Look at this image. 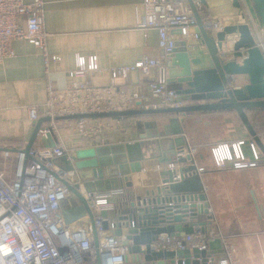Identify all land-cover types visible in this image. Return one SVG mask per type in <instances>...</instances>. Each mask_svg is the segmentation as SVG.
<instances>
[{"label": "crops", "instance_id": "0c3cea01", "mask_svg": "<svg viewBox=\"0 0 264 264\" xmlns=\"http://www.w3.org/2000/svg\"><path fill=\"white\" fill-rule=\"evenodd\" d=\"M44 1V26L49 33L48 50L60 57L50 67V77L56 88L62 89L73 81L76 54L94 55L101 71L87 74L92 85L115 83L126 86L146 96L141 106L135 108L161 107L159 100L146 91L147 81L156 75L154 69L149 74L133 72L127 78L114 81L109 72L110 68L134 63L144 54L154 58H160L162 54L157 45L156 30L143 31L137 26L143 15V0ZM192 1L202 18L227 19L238 12V8L233 5L234 0ZM238 1L240 10L243 6L255 14L250 0ZM12 48L14 55L0 64V171L7 181L13 180L17 164L16 152L25 148L36 123L30 119L28 107L37 106L40 118L44 116L43 105L46 100V76L40 51L26 40H14ZM171 81L170 78V87L176 89ZM189 103L186 100L182 102L183 105ZM246 114L256 130L251 121L252 112L246 110ZM144 121H155L159 132L165 126L168 132L181 129L187 145L197 148L195 163L197 167L203 168L200 175L209 214L212 216L210 220L206 215L198 216V221L206 222L205 230L214 229L221 233L231 246L236 264H264V155L261 154L259 162L253 167L234 168L229 164L217 168L210 153V148L219 142L254 140L235 111L199 112L186 116L155 114L120 119L103 118L101 126L89 136L80 137L69 129L60 133L59 137L53 135L56 144L60 141L73 148L95 143H127L138 139L139 129L155 131L154 126L146 128ZM262 133L264 131L256 132L257 135ZM44 140L38 135L33 146L43 145ZM46 142L49 143L48 140ZM243 150L251 159L247 145L243 146ZM5 151H9L8 156H5ZM140 164L141 171L129 174L131 185L118 178L113 179L107 188H123V195L115 200L117 206L119 204L126 208L136 197L160 184L159 172L163 164L154 158L144 159ZM69 197L65 203H68ZM108 214L110 218H115L116 209ZM184 221L187 222L188 218ZM210 243L206 249L209 259L223 256V244L221 247L215 240ZM131 262L128 259V263Z\"/></svg>", "mask_w": 264, "mask_h": 264}, {"label": "built area", "instance_id": "2783aa9c", "mask_svg": "<svg viewBox=\"0 0 264 264\" xmlns=\"http://www.w3.org/2000/svg\"><path fill=\"white\" fill-rule=\"evenodd\" d=\"M142 4L143 15L137 26L143 31L156 30L157 45L162 54L160 58L144 54L132 64L110 68L111 78L113 81L127 78L133 72L149 74L154 69L155 77L146 83L147 93L157 98L161 107H178L183 105V101L179 100V95L169 85L168 55L178 37H196L193 9L188 0H143ZM241 8L250 24L256 45L264 55V28L255 14L243 6ZM44 14V0H0V64L14 55V40H26L42 56L46 76V100L43 108L44 116H49L50 122L47 123L48 128L42 127L39 130L38 135L45 136L51 131L59 137L58 126L64 122L70 131L86 137L101 126L103 118L58 121L55 117L127 110L143 101L145 94L126 86L115 83L92 85L87 74L101 71L94 55L76 54L73 81L62 89L56 88L50 77V67L60 57L48 50L49 33L44 26ZM224 20L221 17H203L205 27L212 32L220 30ZM28 114L33 121L39 119L37 106H29ZM90 120L97 123H91ZM258 137L264 146V133ZM244 145L250 149L251 159L245 155ZM73 151V147H67L60 141L52 147L32 146L27 153L23 149L16 152L17 164L12 181H7L0 171V264H96L97 260L100 264H124L127 248L112 231L116 223L109 216L104 218L101 215L102 211L111 212L117 208L115 200L123 195V188L84 192L92 219L85 216L70 224L64 221L63 204L71 192L63 180L72 184L76 179L70 178L56 167L51 157L65 153L72 155ZM185 152L195 156L197 148L189 146ZM210 153L217 168L229 164L234 168L253 167L262 154L254 140L244 139L230 143L219 142L210 148ZM4 154L8 156L9 151ZM168 167H173V164H163L160 169ZM198 170L202 171L203 168L198 167ZM105 220L108 227L104 226ZM91 223L97 232V246L94 244ZM215 238L221 240L224 254L217 259H208L207 264H236L231 246L221 233L214 229L202 231L201 226H195L190 234L161 233L150 243V247L155 251L192 248L203 250Z\"/></svg>", "mask_w": 264, "mask_h": 264}, {"label": "water", "instance_id": "95a60500", "mask_svg": "<svg viewBox=\"0 0 264 264\" xmlns=\"http://www.w3.org/2000/svg\"><path fill=\"white\" fill-rule=\"evenodd\" d=\"M188 2L196 19V37L176 40L168 55V75L176 87L179 100L189 101V104L178 107L138 108L142 104L139 101L137 108L62 115L55 117V120L120 119L155 114L186 116L191 113L233 110L264 155V146L246 114V110L251 108L264 107V55L256 45L246 15L240 10L239 1L234 0L233 5L238 8L237 14L229 16L220 30L212 32L205 27L193 1ZM251 3L260 25L264 28V0H251ZM172 119L174 118H170ZM49 122V116H42L36 121L23 149L25 153L33 146L39 130L42 127L48 128ZM143 125L146 128L154 126L155 131L139 129L138 139L133 142L76 146L72 155L65 153L51 157L56 167L70 178L76 179L72 184L63 180L71 192L68 203L63 204L64 221L70 224L85 216L92 219L84 192L104 191L113 179L118 178L131 185L129 174L141 171L140 161L154 158L161 164L171 163L173 167L160 170L161 182L158 186L136 197L126 208L117 206L116 216L112 217L116 223L112 231L127 248L124 264H207L210 255L206 249L155 251L150 247V243L161 233L190 234L195 226H201L202 231H205L206 222L198 221V216L206 215L208 220L212 216L209 214L195 158L185 152L189 146L182 130L168 132L165 126L159 132L155 121H144ZM42 138L45 139V142L42 141L44 147L55 146L51 131ZM102 148L106 151L104 158L100 156ZM108 213L102 211L101 215L107 218ZM185 218H188L187 222L184 221ZM104 226L108 227L107 220L104 221ZM91 228L94 244L97 246V232L92 223ZM213 240L218 241L222 247L219 238ZM128 259L132 262L128 263ZM96 264H100V261L97 260Z\"/></svg>", "mask_w": 264, "mask_h": 264}, {"label": "trees", "instance_id": "16d2710c", "mask_svg": "<svg viewBox=\"0 0 264 264\" xmlns=\"http://www.w3.org/2000/svg\"><path fill=\"white\" fill-rule=\"evenodd\" d=\"M252 112L251 121L255 125V132L260 133L264 131V107L260 108H251L249 109ZM174 115V114H168ZM119 205V204H118Z\"/></svg>", "mask_w": 264, "mask_h": 264}, {"label": "rangeland", "instance_id": "374dc122", "mask_svg": "<svg viewBox=\"0 0 264 264\" xmlns=\"http://www.w3.org/2000/svg\"><path fill=\"white\" fill-rule=\"evenodd\" d=\"M250 2H251V0H250ZM254 13H255V12H254ZM255 16H256V15H255ZM256 19H257V21L259 20L257 17H256ZM258 22H259V21H258ZM259 24H260V23H259ZM58 128L60 129V133L68 131V130H67L68 127H67V125H65L64 122H61V123L59 124ZM105 155H106V151H105V149H104V148L100 149V156H101V158H104Z\"/></svg>", "mask_w": 264, "mask_h": 264}]
</instances>
